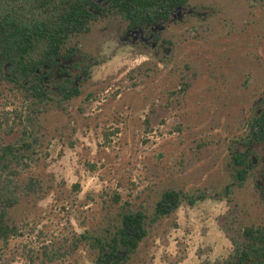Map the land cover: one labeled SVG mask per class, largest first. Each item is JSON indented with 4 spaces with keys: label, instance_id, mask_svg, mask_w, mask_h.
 <instances>
[{
    "label": "rangeland",
    "instance_id": "obj_1",
    "mask_svg": "<svg viewBox=\"0 0 264 264\" xmlns=\"http://www.w3.org/2000/svg\"><path fill=\"white\" fill-rule=\"evenodd\" d=\"M175 14L147 38L103 13L68 39L76 52L46 79L51 100L0 78V116L15 121L0 144L21 142L24 127L17 182L41 183L9 209L17 231L0 240V264H96V239L110 249L129 210L146 214L148 234L117 264H229L244 229L264 226V141L248 142L264 106V0H186ZM60 67L78 96L61 99ZM246 151L239 183L233 156ZM171 189L187 198L153 220Z\"/></svg>",
    "mask_w": 264,
    "mask_h": 264
},
{
    "label": "trees",
    "instance_id": "obj_2",
    "mask_svg": "<svg viewBox=\"0 0 264 264\" xmlns=\"http://www.w3.org/2000/svg\"><path fill=\"white\" fill-rule=\"evenodd\" d=\"M107 8L115 10L131 23L140 21L160 22L167 20L170 12L186 0H102ZM99 0H0V78L17 82L26 92V98L34 101L52 99L51 91L45 86L51 71L60 60H70L75 55V47H65L68 39L77 33L88 32L90 23L99 18V12H106ZM84 66L83 73L87 74ZM64 80L55 84L61 99H70L80 94L76 82L70 78L68 70ZM21 120L22 115L12 111ZM7 113V112H6ZM0 116V130L13 132L15 121L10 123ZM22 122V120H21ZM248 142L264 141V106L261 113L249 122ZM21 142L0 144V240L6 241L16 234L17 228L8 223V212L16 205L22 194H30L41 188L40 179L31 176L24 184L17 179L28 161L20 152L21 146H30L23 127ZM249 151L237 152L233 156L234 178L244 182L253 162ZM16 162L19 167H14ZM18 165V166H19ZM233 180L226 187V197L230 198ZM187 195L178 190H166L157 201L153 220L170 215L178 210ZM193 202V197L189 198ZM146 214L142 210H129L121 216V223L111 238L110 249L101 239L100 252L96 264H117L123 260V253H132L147 236ZM246 241L235 242L234 251L227 258L231 264H264V226H249L244 229ZM86 237L82 235V237ZM216 264V263H205Z\"/></svg>",
    "mask_w": 264,
    "mask_h": 264
},
{
    "label": "flooded vegetation",
    "instance_id": "obj_3",
    "mask_svg": "<svg viewBox=\"0 0 264 264\" xmlns=\"http://www.w3.org/2000/svg\"><path fill=\"white\" fill-rule=\"evenodd\" d=\"M185 3H186V1H185ZM107 4H108V2L102 4V6L106 8V12L110 9V8L109 9L107 8V6H108ZM184 4H179L176 7H174L173 10L170 12L169 18L167 20L162 19L160 22H152V24H149L150 22H148V21H140L139 23H131V22H129L127 20L128 27H129V29H134V30L135 29H138V30H141L142 31V34H143V37L146 34V37L147 38H151L152 36H154V38H156L157 37V34L154 33V30H153L154 27H155V25L158 24V23H166L168 21L173 20L174 19V16L176 15L175 14V11L178 10V9H180V8H183L184 7ZM103 13H105V12H99L98 13L99 17Z\"/></svg>",
    "mask_w": 264,
    "mask_h": 264
}]
</instances>
